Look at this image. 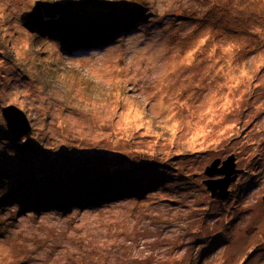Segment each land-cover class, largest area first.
I'll use <instances>...</instances> for the list:
<instances>
[{
    "label": "rangeland",
    "instance_id": "1",
    "mask_svg": "<svg viewBox=\"0 0 264 264\" xmlns=\"http://www.w3.org/2000/svg\"><path fill=\"white\" fill-rule=\"evenodd\" d=\"M230 155L219 201L204 171ZM132 163L116 201L23 203ZM263 196L264 0H0V264H264Z\"/></svg>",
    "mask_w": 264,
    "mask_h": 264
},
{
    "label": "trees",
    "instance_id": "2",
    "mask_svg": "<svg viewBox=\"0 0 264 264\" xmlns=\"http://www.w3.org/2000/svg\"><path fill=\"white\" fill-rule=\"evenodd\" d=\"M53 24H49V27ZM107 36H111L108 34ZM102 37L99 38L101 40ZM97 40V46H101ZM99 43V44H98ZM234 156V155H233ZM137 163V162H136ZM128 165L126 168L125 165L119 166H105V170L102 174H85V176L81 178H77L75 180H70L66 184H62V190L58 192L41 193L39 196H35L37 198L31 197L29 199H25L23 203H26L31 207L32 210H42V209H71L72 207H98L99 205L109 203L112 201H116L123 197H126L130 194H134L136 191H140L139 188L132 186L127 179V175L125 174L129 172L133 166ZM239 169V168H238ZM114 170L117 171L113 172ZM120 170V171H119ZM119 171V172H118ZM243 172V169H242ZM115 173V174H113ZM242 174V173H240ZM33 179L28 178L23 180L22 183H17L14 190L21 189L24 187V190L31 189V183ZM120 183V184H115ZM54 187V185L48 184L47 188ZM67 187L73 188V195L68 193ZM12 190L6 196L10 197V194L14 191ZM81 190L86 192H80ZM14 195V194H12ZM230 196V195H229ZM13 199H19L16 195L13 196ZM20 200V199H19ZM30 201V202H29ZM220 201V200H219Z\"/></svg>",
    "mask_w": 264,
    "mask_h": 264
},
{
    "label": "water",
    "instance_id": "3",
    "mask_svg": "<svg viewBox=\"0 0 264 264\" xmlns=\"http://www.w3.org/2000/svg\"><path fill=\"white\" fill-rule=\"evenodd\" d=\"M32 13H37L38 15L34 23H32L31 19L29 20ZM41 16L39 8L36 7V9L30 12L22 13L19 20L26 26H32L42 21V18L40 19ZM1 117L6 130L17 143H21L29 137L30 125L26 115L19 108L15 106L3 107L1 108ZM204 173L210 177L203 182L210 196L216 200H225L230 195L229 185L235 182L237 176L242 173V169L236 168L235 157L230 155L223 161L220 159L214 160V162L205 168ZM216 173L220 175V177L213 179L212 177ZM262 200L264 201V196Z\"/></svg>",
    "mask_w": 264,
    "mask_h": 264
},
{
    "label": "bare ground",
    "instance_id": "4",
    "mask_svg": "<svg viewBox=\"0 0 264 264\" xmlns=\"http://www.w3.org/2000/svg\"><path fill=\"white\" fill-rule=\"evenodd\" d=\"M102 31L108 32L110 30H107V28L103 27L101 31H97V36L96 37H98V35H99L98 32L101 33ZM83 35L85 36L84 38H89V37H94L96 35V33L91 34V33H89V31H87ZM120 36H121V33L118 36H116L115 39H118ZM96 37H94L93 39H95Z\"/></svg>",
    "mask_w": 264,
    "mask_h": 264
},
{
    "label": "flooded vegetation",
    "instance_id": "5",
    "mask_svg": "<svg viewBox=\"0 0 264 264\" xmlns=\"http://www.w3.org/2000/svg\"><path fill=\"white\" fill-rule=\"evenodd\" d=\"M236 168H237V167H236ZM218 177H220V175H219V176L217 175V178H218Z\"/></svg>",
    "mask_w": 264,
    "mask_h": 264
}]
</instances>
